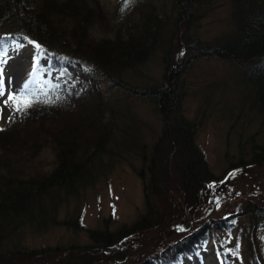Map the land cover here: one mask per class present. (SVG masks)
<instances>
[{"label":"trees","instance_id":"1","mask_svg":"<svg viewBox=\"0 0 264 264\" xmlns=\"http://www.w3.org/2000/svg\"><path fill=\"white\" fill-rule=\"evenodd\" d=\"M172 1L169 25L153 4L134 7L140 18L132 23L125 12L128 0H119L121 26L114 38L96 40L90 35L94 24L110 29L100 0L94 6L87 0H0V43L14 39L40 45L38 53L50 58V69H66L69 78L84 88L76 94L63 85L49 90L30 86L24 92L32 106L17 111L18 124L0 131V264H122L124 260L123 264H181L183 257L211 239L226 264H264V247L258 243L264 234V205L252 201L242 211L192 227L196 221L192 216L204 206L215 177L196 143V124L183 113L196 61L215 56L236 67L248 84L234 83L230 88L240 94L232 130L240 119L246 120L236 132L241 137L251 132L248 143L254 152L249 162L264 161V143L263 153L255 154L257 137L264 139V0ZM221 6H228L233 29L216 37L215 43L202 41L195 35L202 20ZM158 51L164 54L163 81L148 86L131 82L132 71L140 70ZM227 73L218 87L230 85ZM129 99L152 100L165 121L170 120L151 144L150 154L145 152L142 158L146 214L129 231L87 229L93 241L90 248L31 249L21 244L28 228L41 232L58 224L66 199L94 185L125 147L129 152L133 146L146 148L145 126L126 106ZM44 140L56 150L51 172L33 161ZM158 201L167 214L160 222L171 228L160 240L170 238L138 256L127 246L120 248L134 232L160 224ZM64 223L84 230L81 216ZM234 231L235 237L224 235ZM93 251L96 258L89 260Z\"/></svg>","mask_w":264,"mask_h":264},{"label":"rangeland","instance_id":"2","mask_svg":"<svg viewBox=\"0 0 264 264\" xmlns=\"http://www.w3.org/2000/svg\"><path fill=\"white\" fill-rule=\"evenodd\" d=\"M87 1L90 6L96 4V0ZM118 1L100 0L109 20L110 29L99 23L94 24L90 28V35L93 39L114 38L115 31L121 26V19L117 15ZM172 3V0H131L125 12L134 23L140 18L139 11L136 13L135 8L153 4L167 17V24L170 25L173 15ZM124 21L126 20L122 19V23ZM201 25L202 29L195 35L207 43H215L216 37L231 32L233 22H231L228 6H221L211 12L202 20ZM171 29L167 27L168 33ZM38 51L36 44L29 40L25 43H18L10 39L0 43V61L3 62L2 80L5 90L4 95L0 96V129L2 130L9 129L20 122L13 101L7 104L5 101L8 100L9 95L24 92L25 83H29V87L46 90L63 85L76 94L83 93L84 88L69 78L66 69H50V58L40 55ZM163 58L162 51L152 55L140 70L132 71L131 82L145 86L162 82L166 72ZM229 65L227 62L216 59L215 56L201 58L192 65L189 73L190 80L186 88L187 95L183 113L196 124V143L204 152L209 171L215 177V180L208 186L204 206L195 210L192 216L196 219L192 227L205 220L227 217L235 211H242L252 201L258 206L264 205V161L249 162L254 152L248 143L251 132L248 131L250 133L243 137L236 132L245 126L244 121L246 120L240 119L237 122V130L235 128L232 130V123L237 116L235 114L233 116V113H238L236 104L240 99V94L231 93L230 88L234 89V83L242 85L248 83L244 81L246 79L242 71L236 67L230 68ZM22 67L25 68V73L19 75L18 71ZM225 69L231 75L230 85L226 83L218 87L217 84L221 77L227 73ZM103 85L105 86L106 82ZM224 86H226L225 89H222ZM111 100H114L113 95ZM126 106L136 114L135 116L141 118V123L145 126L143 137L148 143L146 148L133 146L129 152L127 151L129 148L125 147L122 151L123 155L116 158L114 164L97 179L94 185L84 187L78 195L66 199L58 214V224L51 225L41 232L31 227L28 228L23 233V238L21 237V244L31 249H40L45 246H65L69 249L75 247L76 250L90 248L93 241L87 229L109 230L117 233L127 228L129 231L146 214L143 180L140 176V171L146 164L142 158L146 153L150 154L151 144L160 134L166 121L169 123L170 120L165 121L164 115L160 114L152 100L129 99ZM257 138L258 146L255 154L261 155L263 151L260 148L264 139ZM44 141V146L33 161L44 172H51L56 166V150L50 141ZM241 146L244 149H241ZM143 171L145 175L146 169ZM157 208L160 210V216H158V222H160L161 216L167 215L166 208L161 203ZM77 215L81 216L84 230L75 231L64 225L65 220L73 221ZM169 230L171 228L168 223L160 222L158 226L134 232L120 248L127 246L130 252L138 256L152 250L157 244L162 245L170 236L164 237V241L160 238ZM227 234L224 232L228 239L236 236L235 231L231 235ZM116 238L118 239V236ZM258 243L264 247V234ZM219 253L220 250L213 239L203 241L190 257L182 258L181 264H226L221 260ZM95 254L94 251L91 252L89 260L95 259ZM64 257L63 255L60 260H64ZM125 262V260L122 261V264Z\"/></svg>","mask_w":264,"mask_h":264},{"label":"snow or ice","instance_id":"3","mask_svg":"<svg viewBox=\"0 0 264 264\" xmlns=\"http://www.w3.org/2000/svg\"><path fill=\"white\" fill-rule=\"evenodd\" d=\"M128 2H131V0H128ZM36 47L39 48L40 45L37 44ZM2 78H3V62L0 61V96L4 95V91H5L3 87ZM23 88L25 90L29 89V83H25L23 85ZM9 101H13L15 111H21L32 106V100L28 98L27 92H20L18 94L9 95L8 100L5 101V104H7Z\"/></svg>","mask_w":264,"mask_h":264},{"label":"bare ground","instance_id":"4","mask_svg":"<svg viewBox=\"0 0 264 264\" xmlns=\"http://www.w3.org/2000/svg\"><path fill=\"white\" fill-rule=\"evenodd\" d=\"M25 73V68L22 67L19 71H18V74L19 75H23Z\"/></svg>","mask_w":264,"mask_h":264}]
</instances>
